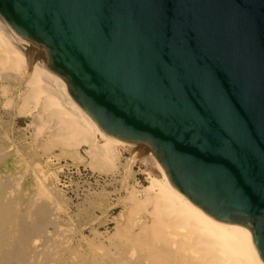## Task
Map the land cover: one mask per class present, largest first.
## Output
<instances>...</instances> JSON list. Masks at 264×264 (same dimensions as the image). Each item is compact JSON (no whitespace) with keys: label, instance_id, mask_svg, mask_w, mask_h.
I'll return each mask as SVG.
<instances>
[{"label":"water","instance_id":"1","mask_svg":"<svg viewBox=\"0 0 264 264\" xmlns=\"http://www.w3.org/2000/svg\"><path fill=\"white\" fill-rule=\"evenodd\" d=\"M97 130L143 146L264 263V0H0Z\"/></svg>","mask_w":264,"mask_h":264},{"label":"bare ground","instance_id":"2","mask_svg":"<svg viewBox=\"0 0 264 264\" xmlns=\"http://www.w3.org/2000/svg\"><path fill=\"white\" fill-rule=\"evenodd\" d=\"M0 80L23 89L18 113L31 117L37 136L49 132L44 138L47 150L58 148L61 156L76 162L87 159L103 173L117 172L121 150H126L132 156L123 166L126 177L137 159L158 172L147 174V186L127 191L124 201L133 206L116 219L109 245L86 240V250L82 242L66 238L69 228L57 218L65 209L57 188L44 182L48 199L35 203L25 188L30 182L1 180L0 213L5 220L0 222V264H264L252 249L249 229L215 221L171 184L161 163L143 146L116 143L97 130L64 79L21 51L1 19ZM8 89L7 83L1 85L2 94ZM12 104L8 97L5 107ZM6 155L0 145V161Z\"/></svg>","mask_w":264,"mask_h":264},{"label":"rangeland","instance_id":"3","mask_svg":"<svg viewBox=\"0 0 264 264\" xmlns=\"http://www.w3.org/2000/svg\"><path fill=\"white\" fill-rule=\"evenodd\" d=\"M5 83L9 89L2 94L1 85ZM22 90L14 82L0 80V145L7 154L0 161V181L15 180L19 185L30 182L25 188L35 203L48 199L43 184L47 182L50 188H57L55 190L65 204L64 211H59L57 218L69 228L66 238L74 243L82 242L83 250L88 249L86 240H97L94 242L97 245H109L108 236L115 231L116 219L133 206L132 202L124 201L127 191L147 186V174L158 175V172L153 171L145 160L137 159L131 176L126 177L123 166L127 160H132L126 150H121V160L114 173L91 168L83 149L80 152L86 160L82 162L61 156L58 148L47 150L44 138L49 132L37 136L38 128L31 125V117L18 113ZM8 97L13 98V104L7 108L5 100ZM50 200L59 207L54 196ZM4 216L0 213V222L5 220ZM143 218H146L145 215ZM52 230V226L47 227L48 232Z\"/></svg>","mask_w":264,"mask_h":264}]
</instances>
